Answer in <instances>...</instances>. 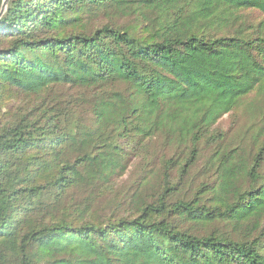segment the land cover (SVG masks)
<instances>
[{
    "label": "trees",
    "instance_id": "trees-1",
    "mask_svg": "<svg viewBox=\"0 0 264 264\" xmlns=\"http://www.w3.org/2000/svg\"><path fill=\"white\" fill-rule=\"evenodd\" d=\"M130 158L163 192L103 213ZM0 264H264V0H8Z\"/></svg>",
    "mask_w": 264,
    "mask_h": 264
},
{
    "label": "rangeland",
    "instance_id": "rangeland-1",
    "mask_svg": "<svg viewBox=\"0 0 264 264\" xmlns=\"http://www.w3.org/2000/svg\"><path fill=\"white\" fill-rule=\"evenodd\" d=\"M249 16L257 17V13H249ZM250 118V114H246V112L242 113L241 110H238L235 113H227L220 118L214 129L217 130V132H220L222 135L224 134V136H226L227 143L231 144L228 141L236 140L241 131L247 128ZM156 152L158 157L163 153L159 148L156 149ZM208 153V149L204 150L202 153L203 155H201V157L191 169L190 187L196 185L200 180H210V177L207 176L209 168L206 157ZM139 166V159L130 158L126 172L116 177L113 176L107 183L108 189L102 192L104 195L102 194L99 196H101V199H113V201H118V206L117 208H105L102 210L103 213L114 214L113 212L118 211V215H128L131 209L134 207V204L130 206V203H132L135 195H140L141 199L149 200L155 198L157 195L163 192L161 174L153 173L144 176L139 175ZM153 167L157 168L159 171L158 163H155ZM175 173V169H173L171 171V177H174ZM169 200L171 201L172 198H168L167 201Z\"/></svg>",
    "mask_w": 264,
    "mask_h": 264
},
{
    "label": "water",
    "instance_id": "water-1",
    "mask_svg": "<svg viewBox=\"0 0 264 264\" xmlns=\"http://www.w3.org/2000/svg\"><path fill=\"white\" fill-rule=\"evenodd\" d=\"M7 1L8 0H3L2 1L1 8H0V12H2L4 10V8H5L6 4H7Z\"/></svg>",
    "mask_w": 264,
    "mask_h": 264
}]
</instances>
